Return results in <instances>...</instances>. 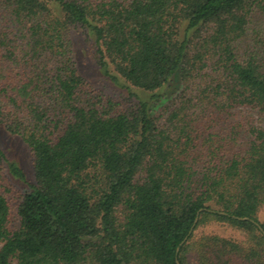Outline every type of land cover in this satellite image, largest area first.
Here are the masks:
<instances>
[{
  "label": "trees",
  "instance_id": "16d2710c",
  "mask_svg": "<svg viewBox=\"0 0 264 264\" xmlns=\"http://www.w3.org/2000/svg\"><path fill=\"white\" fill-rule=\"evenodd\" d=\"M263 16L264 0H0V124L11 103L34 165L29 181L0 144V264H264V129L226 124L264 114ZM72 26L123 101L87 85ZM6 164L28 186L14 231ZM211 223L246 239L196 234Z\"/></svg>",
  "mask_w": 264,
  "mask_h": 264
},
{
  "label": "rangeland",
  "instance_id": "374dc122",
  "mask_svg": "<svg viewBox=\"0 0 264 264\" xmlns=\"http://www.w3.org/2000/svg\"><path fill=\"white\" fill-rule=\"evenodd\" d=\"M250 30V32L254 33L253 36H256L257 38L264 37V16L262 18H256L251 25ZM70 35L76 67L82 77L86 80L87 85L95 92L104 95V97L118 98L123 101L124 96H129L125 89L120 85L118 86L117 84L112 83L102 72L101 67L97 62V45L94 38L80 26H72ZM111 71L113 72L112 69ZM134 90L139 92L137 89ZM0 96L4 97V93ZM4 100L5 103L8 102V99ZM16 112L17 108H14L11 103H9L6 109H4V122L0 124V144L6 151L8 159L24 170L29 181H34V165L31 150L20 135L12 134L8 130V125H14L13 121L16 117ZM25 115H28V109L25 110L24 108L19 114V120H25ZM235 119L242 122L251 121L255 126L264 129V114H261L256 109H239L233 115L228 116L226 124ZM4 176V190L11 206L10 229L14 231L20 226V218L17 213V208L19 201L28 186L24 181L12 176L8 170L7 164L4 168ZM259 215L261 221L264 222V205L262 206ZM196 234H219L223 237H229L238 241L246 239L243 232L220 223L201 225L196 230ZM189 260L191 264H196L197 256L195 252L189 254ZM13 264H17L16 261H14Z\"/></svg>",
  "mask_w": 264,
  "mask_h": 264
}]
</instances>
